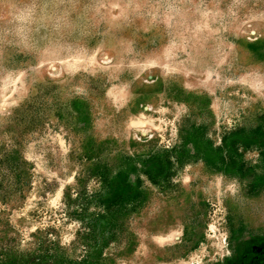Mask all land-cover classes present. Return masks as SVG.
Masks as SVG:
<instances>
[{
	"label": "rangeland",
	"instance_id": "1",
	"mask_svg": "<svg viewBox=\"0 0 264 264\" xmlns=\"http://www.w3.org/2000/svg\"><path fill=\"white\" fill-rule=\"evenodd\" d=\"M11 259L264 264V0H0Z\"/></svg>",
	"mask_w": 264,
	"mask_h": 264
},
{
	"label": "trees",
	"instance_id": "2",
	"mask_svg": "<svg viewBox=\"0 0 264 264\" xmlns=\"http://www.w3.org/2000/svg\"><path fill=\"white\" fill-rule=\"evenodd\" d=\"M133 198H134L133 192L130 193L129 190L126 188V185H123L121 183H116L111 185L110 195L109 197H107L108 202L111 204H122ZM7 262L8 264H13L12 263L13 259ZM255 262H258L257 259H255Z\"/></svg>",
	"mask_w": 264,
	"mask_h": 264
}]
</instances>
